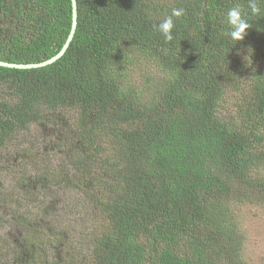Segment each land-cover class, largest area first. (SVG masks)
Listing matches in <instances>:
<instances>
[{"label": "trees", "instance_id": "16d2710c", "mask_svg": "<svg viewBox=\"0 0 264 264\" xmlns=\"http://www.w3.org/2000/svg\"><path fill=\"white\" fill-rule=\"evenodd\" d=\"M236 3L247 9L248 0H76L60 57L0 66V151L34 123L74 119L70 157L54 169L30 146L17 148L22 166L43 173L32 182L25 166L3 186L24 190L15 202L24 208L7 221L22 236L9 262L0 246V264H58L45 255L47 233L32 226L44 200L29 206L61 184L83 191L101 216L78 264H250L237 212L244 202L264 210V15L250 16L232 45L223 20ZM181 7L166 43L153 25ZM71 10V0H0V60L56 54ZM227 94L236 101L224 117ZM61 246V264L73 263L74 243Z\"/></svg>", "mask_w": 264, "mask_h": 264}, {"label": "rangeland", "instance_id": "374dc122", "mask_svg": "<svg viewBox=\"0 0 264 264\" xmlns=\"http://www.w3.org/2000/svg\"><path fill=\"white\" fill-rule=\"evenodd\" d=\"M148 69L140 71L137 77L140 78V73H146ZM225 100L226 104L224 103L222 108L220 107L221 114L224 117L231 113L228 107L236 99L234 95L227 94ZM51 124L34 123L30 125L26 130L17 132L15 138L0 151V163L3 164L0 171V188L2 187L5 195L3 197L5 200H0V246H2L1 252H4L2 255L0 252L2 261L9 262L14 257L12 247H14V244L17 245L18 239L22 236V232L17 228V225L10 226L7 221L11 215H15V211L18 213L24 208L23 198L19 200V203H15L17 194L24 195L22 193L24 190L16 188L12 191V195H9L7 192H9L10 187L3 186L12 185L15 182V180L12 181L13 170L23 173L25 166L27 179L32 178V182H40L39 177L43 173V171L37 170V166H32L29 163L22 166L21 162L27 160L23 159L21 153H16L17 148L30 146L33 152L37 154L36 156H44L46 164L51 165L50 167L53 169L57 166L56 164L65 163V161L61 162L62 157L65 160L70 157V149L65 146L64 141L66 140L65 133L72 131L74 128V119L61 120L59 127H57V123ZM60 147L61 150L59 151ZM6 167L7 172L5 171ZM57 171L62 172L61 169ZM25 188H27L26 185ZM71 196L77 197L76 203L71 201ZM40 200H44L45 210L41 214L39 213L40 217L33 219L32 226L41 227L48 235V238L44 235L46 244H52L50 245L52 247L44 248L45 255L48 253V257L50 259L54 258L58 264L64 263L61 261L65 254L60 255V257L55 254L60 252L61 244L63 245V241L66 239L68 243H74L78 253H75L76 258L73 250H69L68 255L71 256L73 263L66 262V264H78V259L90 249L91 238L89 232L97 221L101 220V216L99 215L96 218L97 213L92 211L91 206L85 202L83 191L74 192V190L65 187L64 184H61V186H46L44 193H38L37 197H34L35 203L29 206L31 213L32 211L35 212L33 206ZM237 216L242 229L246 233L248 247L245 254L249 258L248 262L250 264H264V210L259 209L256 205H249L244 202L237 212ZM20 246L21 244H18V247Z\"/></svg>", "mask_w": 264, "mask_h": 264}, {"label": "clouds", "instance_id": "9594fccd", "mask_svg": "<svg viewBox=\"0 0 264 264\" xmlns=\"http://www.w3.org/2000/svg\"><path fill=\"white\" fill-rule=\"evenodd\" d=\"M261 3H264V0H248L247 9H245L244 5L236 3L227 10L223 20L226 25V30L223 34L232 42V45L245 38L247 30L251 27L250 16L258 17L264 15L260 7ZM185 14L184 8H173L170 15H166L159 23L153 25L154 29L163 36L166 43L174 39V18H181Z\"/></svg>", "mask_w": 264, "mask_h": 264}, {"label": "water", "instance_id": "95a60500", "mask_svg": "<svg viewBox=\"0 0 264 264\" xmlns=\"http://www.w3.org/2000/svg\"><path fill=\"white\" fill-rule=\"evenodd\" d=\"M71 28L70 31L66 37V40L64 41L63 45L59 49V51L51 56L50 58H47L41 62L38 63H15V62H7L4 60H0V66H6V67H14V68H32V67H38V66H43L46 64H49L53 62L55 59L60 57L63 52L66 50L68 47V44L74 34L75 28H76V18H77V4L76 0H71Z\"/></svg>", "mask_w": 264, "mask_h": 264}]
</instances>
